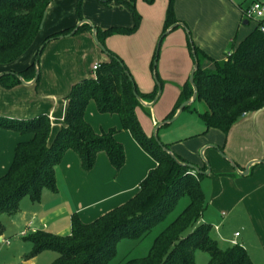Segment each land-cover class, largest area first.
Returning a JSON list of instances; mask_svg holds the SVG:
<instances>
[{"label": "trees", "instance_id": "16d2710c", "mask_svg": "<svg viewBox=\"0 0 264 264\" xmlns=\"http://www.w3.org/2000/svg\"><path fill=\"white\" fill-rule=\"evenodd\" d=\"M53 1L0 0V68L5 70L0 77L2 87L11 89L20 85L18 76L31 82L36 76V66L47 44L70 34L76 28L45 38L33 62L22 71L9 69L35 45L43 29L44 15ZM83 1L78 0L76 5L80 22L84 20ZM96 1L106 7L113 3L127 7L134 18V24L129 28L96 27L98 39L105 48L108 37L130 36L138 31L141 16L136 10V0ZM145 1L153 4L156 0ZM174 3L175 0H169L163 38L168 29L178 23ZM248 22L254 25V30L233 46L225 60L215 61L213 70L203 69L201 61L208 57L189 40L199 64L194 77L196 102H203L207 108L200 114L205 134L210 130H219L227 135L243 116L264 109V32L261 30L264 21ZM85 31L92 32L90 25L84 24L74 35ZM107 51L110 61L101 65L95 77L76 83L67 95L64 125L54 141L51 142V119L46 115L29 119L0 116V129L30 137L16 145L13 161L7 172L0 177V217L15 215L25 197L38 202L44 189L55 190L56 169L69 150L78 154L84 171L93 170L97 155L101 152L106 153L117 172L122 170L126 154L124 146L116 140L119 131L112 128L96 132L87 123L85 113L91 102L96 104L99 113L117 115L122 128L129 131L139 146L157 162V167L140 183L136 195L121 206L91 223H83L77 216H73L69 236H56L45 231L28 235L27 240L32 243L33 251L27 259H33L42 251L53 250L58 254L53 264H107L115 257L117 240L144 239L166 220L180 199L187 196L188 205L155 237L149 253L145 257L129 259L124 264H195V253L198 250L209 255L208 264H253L242 246L232 245L222 249L211 236L212 227L203 222L205 198L200 179L204 175H193L191 169L179 165L164 152L154 137H148L143 132L136 113L143 106L134 95V90L147 102L156 98L158 86H155L152 93L143 94L134 79L130 81L128 74L132 75L123 60ZM157 58L158 51L155 62ZM154 70L161 83L157 67ZM39 79L40 75L34 85L39 83ZM192 95L193 88L190 83H186L180 101L165 120H170L179 106ZM192 108L188 107L184 111ZM163 146L170 149L169 145ZM176 157L182 163L191 164L180 156ZM199 169L204 172L207 167L204 165ZM4 233L5 226L0 218V238Z\"/></svg>", "mask_w": 264, "mask_h": 264}, {"label": "crops", "instance_id": "0c3cea01", "mask_svg": "<svg viewBox=\"0 0 264 264\" xmlns=\"http://www.w3.org/2000/svg\"><path fill=\"white\" fill-rule=\"evenodd\" d=\"M77 1L54 0L47 10V18L35 45L25 57L9 69L22 71L33 62L45 38L76 27L80 22L76 13ZM246 1L175 0L174 13L178 23L162 38L169 0H156L151 6L146 5L142 10L140 9L141 24L135 34L108 37L105 40V46L107 50L123 60L143 94L152 93L157 85L153 82L151 73L155 74L153 62L155 63L154 58L158 46L157 74L162 84L178 86L180 93L176 107L180 101L183 86L189 83L195 64L189 40L193 41L195 46L208 57L201 61L203 69L213 70L215 61L225 60L227 54L232 52L233 46L244 40L254 30V25L252 29H249L247 26L250 23L244 24L247 21L244 18ZM255 1L261 0H253ZM118 5L113 3L106 7L96 0H84L82 18L101 29L132 27L134 22L129 16L123 15L120 10L122 7ZM73 54L83 57L92 56L93 67L96 64L102 65L110 61L108 55L105 56L102 51L96 50L92 32L85 31L48 43L40 59L41 65L43 64L48 71L53 68L58 71L66 70L72 65L69 57ZM4 71L0 68V74ZM94 75L87 78H93ZM24 86L30 87L20 84L11 89L0 88V115L17 119L29 118L32 113L30 115L21 113L14 108L15 92ZM150 102L152 101H147V103ZM157 103L152 108L144 106L138 108L151 116L153 128L161 120L163 122L173 111L159 119L156 113L152 112ZM64 104L61 116L56 118L53 115L50 118L52 128L56 127L57 123L59 129L64 125L66 101ZM7 106L8 108L2 110L1 107ZM54 118L57 121H54ZM85 120L96 132L118 129L116 140L125 148V166L117 172L106 153L101 152L97 155L93 170L87 172L83 170L78 154L72 150L67 151L56 169V189H44L38 202L24 198L20 203L23 208H19V211L11 216V218H16L18 223H22L19 225L21 231L18 236L22 237L21 239H25L36 231L69 236L73 216H77L83 223H91L121 206L136 195L140 183L157 167V162L139 146L129 131L122 128L121 120L117 115L101 114L96 104L91 102L86 110ZM202 125L203 131L198 135H192L182 142L167 141L163 144L169 145L173 153L199 168L205 165L201 158V151L205 149L204 156L209 160L211 167L215 168L225 184L230 183L232 186V194L223 192L219 201L228 202L234 208H238L247 199L248 212L251 210L252 213L260 212L261 214L264 211V164L253 165L247 176L241 173L245 171L249 163L264 161V109L243 116L227 135L219 130H210L203 134L205 126ZM53 134H51V141ZM29 138V136H22L13 131L0 129V177L10 167L16 145ZM190 141L191 146H188ZM219 152L229 157L238 170L222 163ZM258 218V216L252 217L253 220ZM258 225L264 230V222L260 221ZM24 232L26 236L21 235ZM4 238L5 233L2 242H6ZM240 238L242 234L238 239Z\"/></svg>", "mask_w": 264, "mask_h": 264}, {"label": "rangeland", "instance_id": "374dc122", "mask_svg": "<svg viewBox=\"0 0 264 264\" xmlns=\"http://www.w3.org/2000/svg\"><path fill=\"white\" fill-rule=\"evenodd\" d=\"M263 1L264 0H261V2ZM136 3V10L139 14H141L140 9L142 10L144 6H151V4H148L144 0H136ZM252 3L253 0H247L244 3V8H248ZM120 10L123 12V15L125 14L126 16H129L132 22H134L131 10L127 7H122ZM247 27L252 29L253 24L250 23ZM245 29L247 28L245 27ZM93 43L95 44L96 50L101 51L94 40ZM157 50L159 51L158 46ZM103 54L106 56L104 52ZM63 58L67 59V57ZM69 58L72 60L71 67L60 71L54 68L49 71L46 70L44 65H41L42 62L40 60L38 64L40 75L39 83L30 87H20V89L15 92V110L21 113H29V115L32 113L29 118L40 115H46L49 118L55 115L56 118H59L64 109L65 99L70 93L72 87L81 80L95 74V72H93L92 56L88 55L87 57H83L81 55L77 56L76 54H73L70 55ZM60 61L62 63L63 60L61 59ZM151 77L153 82L156 83L154 73H151ZM161 86V99L152 110L154 114L156 113L159 119L174 110L180 93L177 85L167 86V84H162ZM0 88L2 89L3 87L0 85ZM10 99H12V97H10ZM1 106L4 105L1 104ZM1 108L4 110L3 108H8V106ZM206 109V105L203 102H196L191 110L184 111L174 123L164 126L158 130L157 136L160 142H182L187 140L188 137L192 135H198V133L203 131V122L201 121L200 114L206 111ZM136 113L143 132L148 137H153L156 127L153 128L152 126L151 116L144 113L141 109H137ZM54 121L57 120L54 118ZM161 121L159 124L162 123ZM148 129L151 130L149 131ZM59 130L60 129L57 123V126L52 128V133H54L52 141H54ZM204 132L203 134H205ZM191 143L192 142L190 141L187 145L191 146ZM220 157L222 163L232 167L226 159L222 156ZM224 182V179L220 177L214 167L212 168L210 176L201 177L200 187L205 198V207L202 218L203 222L212 227L211 236L217 240L222 249L232 246L231 242L235 239L234 233L239 231L242 234V238L237 241L241 246L245 247L253 264H264V230H262V227L258 225L260 221L264 222V211H262L261 214L259 209V213H252L251 210L248 212L247 199L244 200V202L241 203L242 206L238 208H234L228 202L221 203L219 198L223 192L226 191L229 195L232 194V186L230 183L225 184ZM25 198L30 200L29 197ZM188 203L189 198L187 196L180 199L176 208L170 215L167 216L166 220L156 226V228L153 229V231L144 239L140 241L128 238H121L117 240L115 244V257L107 264H124L129 259L145 257L149 253L155 237L185 209ZM20 208H23V205ZM255 216H258L259 218L257 220H253L252 217ZM0 218L6 227L4 240L10 241V244H7L6 242L0 243V264L55 263L58 258V254L53 250L42 251L33 259H27L33 251V245L27 240V237H25V239L18 237L21 231V226L19 227V225L22 223H18L16 218H11V216L9 217L8 215H2ZM54 235L65 237L64 235ZM208 263L209 255L201 250L196 251L195 264Z\"/></svg>", "mask_w": 264, "mask_h": 264}, {"label": "water", "instance_id": "95a60500", "mask_svg": "<svg viewBox=\"0 0 264 264\" xmlns=\"http://www.w3.org/2000/svg\"><path fill=\"white\" fill-rule=\"evenodd\" d=\"M46 18H47V14L44 15V18H43V21H42V27H43V25H44V23H45ZM248 23H249L248 21H245V22H244L245 25H247ZM84 24H88V25H90V27L92 28V37H93L94 42H95L96 45L101 49L102 52H104L106 55H109L107 49H106L103 45H101V43H100V41H99V39H98V36H97V29H96V27H95L93 24H91L89 21H87V20H83V21L79 22L78 25L76 26V28H75L70 34H68V35H66V36H61L60 38H68V37L73 36V35L77 32V30H78L81 26H83ZM180 25H182V24H180ZM175 27H176V25L170 27V28L168 29V31L166 32V34H167L168 32H170V31H171L173 28H175ZM166 34H165V35H166ZM162 38H163V37H162ZM41 49H42V48H41ZM192 51H193V56L195 57V51H194V49H193ZM156 65H157V62H155V64H154V68L156 67ZM198 68H199V64H198L197 60H195L194 67H193V70H192V72H191V74H190V78H189V83L191 84V86H192V88H193V95H192V97H191L188 101L183 102V103L179 106V108L177 109L175 115H174L170 120H165V121H163L162 123H160V124H158V125L156 126V128H155V130H154V133H153V137H154L155 140L158 142L159 146L162 147V150H163L164 152H166L167 154H169V156H170L174 161H176L179 165H181V166H185V167H188V168L191 169L195 174L198 173V174H202V175H204V176H209V175H211L212 169H211V165H210L209 160H207V158H205V156H204V151H205V149H203V150L201 151V157H202V160L204 161V163H205V165H206V167H207V170L203 172V171H200V169H199L197 166L193 165V164H188V163H182V162H180V161L177 159L175 153H173L170 149L165 148V147L163 146V143L160 142V140H159V138H158V136H157V132H158V130H159L160 128H162V127H164V126H167V125H170V124L174 123V122H175V121L181 116V114L184 112V110H185L186 108L191 107V106H193V105L196 103V101H197V87H196V85H195L194 77H195V73H196V71L198 70ZM154 72H155V70H154ZM2 75H3V74H0V77H1ZM128 76H129V78H130V81L133 82V78H132L129 74H128ZM38 77H39V66H38V65L36 66V76H35V78H34L31 82L27 83L23 78H21V77L18 76L19 80L21 81V84L26 85V86L34 85L35 82H36V80L38 79ZM155 80H156V84H157V86H158V94H157L156 98H155L152 102H150V103H147V102L143 101V100L141 99V97H139V96L137 95L136 90H134V95L136 96V98L138 99V101H139V102L142 104V106H144V107L152 108V107L157 103V101L159 100V98H160V96H161V94H162V86H161V83L158 81V78H157V76H156V73H155ZM260 111H261V110H260ZM214 148H216V149L218 150L217 147H214ZM219 153H220V156H222L224 159H226L227 161H229V162L232 164V166H233L236 170H238V168H237V166L235 165V163H233L232 160H231L229 157H227L223 152H219ZM257 163H263V164H264V161H260V162H251V163H249V164L246 166L245 171H244L243 173H241V174H242L243 176H247V175L249 174V170H250V168H251L253 165L257 164ZM2 241H3V239L0 238V243H1Z\"/></svg>", "mask_w": 264, "mask_h": 264}, {"label": "built area", "instance_id": "2783aa9c", "mask_svg": "<svg viewBox=\"0 0 264 264\" xmlns=\"http://www.w3.org/2000/svg\"><path fill=\"white\" fill-rule=\"evenodd\" d=\"M244 18L248 21H251L253 23H258L264 21V1H255L253 2L248 8L245 9L244 11ZM261 30L264 32V25L261 26ZM101 65L96 64L93 67V72H97ZM193 175L195 174L194 172L192 173ZM34 233V232H33ZM22 236H26L27 234L24 232L21 234ZM241 236L240 232H236L234 234V240L231 242L233 246H241L238 243V238ZM7 244H10L9 241H6Z\"/></svg>", "mask_w": 264, "mask_h": 264}]
</instances>
